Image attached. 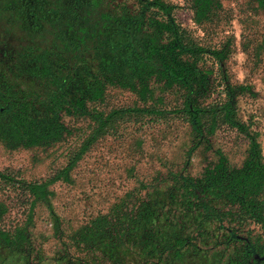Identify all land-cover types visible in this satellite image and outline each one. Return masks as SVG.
Listing matches in <instances>:
<instances>
[{
    "label": "trees",
    "instance_id": "trees-1",
    "mask_svg": "<svg viewBox=\"0 0 264 264\" xmlns=\"http://www.w3.org/2000/svg\"><path fill=\"white\" fill-rule=\"evenodd\" d=\"M133 1L134 9L122 0H0V140L9 148L45 147L65 133L62 114L88 117L93 130L62 174L122 114L105 115L88 106L103 101L109 86L140 98L152 93V83L161 89L175 87L182 92L178 113L195 136L190 150L204 141L205 130L213 133L227 126L249 141L242 164L229 167L220 154L202 178L174 174L172 186L156 188L125 213L112 212L116 219L95 217L75 240L85 259L72 264H208L197 252L220 244L234 248L226 264H247L256 253L264 256V162L256 136L238 117L236 104L245 85L233 86L221 74V97L206 102L212 71L200 60L208 54L217 63L221 54L189 38L169 3ZM253 1L264 11V0ZM217 3L192 0L195 18L208 17ZM0 178L6 179L1 173ZM51 180L25 188L39 196ZM226 206L238 209L222 211ZM2 212L0 204V218ZM239 219L259 225L256 241L225 225ZM183 220L188 227L180 225ZM210 229L215 237L208 243ZM218 229L225 232L217 233ZM20 240L17 231L0 227V249L17 248ZM250 264H264V259Z\"/></svg>",
    "mask_w": 264,
    "mask_h": 264
},
{
    "label": "rangeland",
    "instance_id": "rangeland-1",
    "mask_svg": "<svg viewBox=\"0 0 264 264\" xmlns=\"http://www.w3.org/2000/svg\"><path fill=\"white\" fill-rule=\"evenodd\" d=\"M122 1L134 9L133 0ZM164 1L173 6L174 18L189 38L221 54L217 63V58L208 54L200 60L201 65L212 71V89L206 102L221 97V74L233 86L245 85L246 89L240 90L236 97L238 117L248 125L250 134L256 136L264 162V11L253 0H217L209 16L198 21L192 0ZM151 88L147 98H140L127 89L109 86L103 101L88 103L91 110L105 115L123 112L116 115L65 173L60 171L93 130L88 117L62 114L65 133L45 147L9 148L0 140V173L6 178H0L3 206L0 227L17 231L21 237L17 248L0 249V264L84 261V253L75 240H79V233L95 217L108 215L116 219L114 212L125 213L139 200L148 199L156 188L172 186L174 174L202 178L219 162L220 154L229 167L242 164L249 145L245 134L227 126L213 133L205 130L204 141L190 150L195 136L189 123L178 113L182 92L175 87L161 89L156 83ZM49 179L54 180L41 188L39 196H31L25 188ZM228 209L226 206L221 210L231 212L238 208ZM180 225H186V221ZM225 225L229 229L235 227L240 237L252 241L261 233L259 225L250 220L239 219ZM212 231L206 234L208 243L211 236L215 237ZM233 249L220 244L211 251L205 248L198 251L197 256L208 264H226ZM261 257L264 256L256 253L247 264L254 259L262 260Z\"/></svg>",
    "mask_w": 264,
    "mask_h": 264
},
{
    "label": "water",
    "instance_id": "water-1",
    "mask_svg": "<svg viewBox=\"0 0 264 264\" xmlns=\"http://www.w3.org/2000/svg\"><path fill=\"white\" fill-rule=\"evenodd\" d=\"M261 258H263V259H264V257H261Z\"/></svg>",
    "mask_w": 264,
    "mask_h": 264
}]
</instances>
